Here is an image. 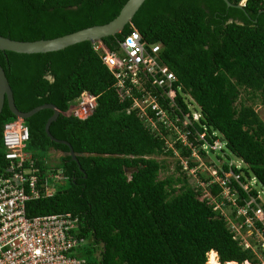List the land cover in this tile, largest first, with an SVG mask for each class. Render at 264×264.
<instances>
[{"label": "trees", "instance_id": "obj_1", "mask_svg": "<svg viewBox=\"0 0 264 264\" xmlns=\"http://www.w3.org/2000/svg\"><path fill=\"white\" fill-rule=\"evenodd\" d=\"M126 1L0 0V35L18 40L57 37L110 21ZM133 27L146 41L161 43V58L196 102L200 116L188 128L205 131L210 142L217 137L224 141L220 151H206L202 139L191 138L201 156L217 153V158L242 160L241 168L233 167L243 173L241 179L255 177L264 187V121L253 105L256 99L264 105V0H246L242 8L225 0H145L122 32L101 41L115 50ZM0 64L19 110L44 103L61 110L50 132L68 141L78 160L71 157L70 146L46 133L52 109L23 119L29 128L25 150L39 166L38 175L47 174L46 159L60 151L56 166L64 176L52 196L28 202V214L78 215L80 234L87 239L80 253L88 262L205 264L214 250L221 263H259L233 238L228 221L213 209L205 188L189 171L198 163L192 149L175 142L180 157L175 155L132 107V98H120L115 77L92 41L44 53L0 49ZM84 90L96 96L93 111L85 118L67 114ZM179 100L186 105L182 95ZM15 119L5 100L0 174L7 163L3 127ZM163 132L168 134L165 128ZM162 154L175 157L178 174L159 176L167 168L155 157ZM197 174L204 182L211 179L206 172ZM209 186L214 194L221 191L217 183Z\"/></svg>", "mask_w": 264, "mask_h": 264}, {"label": "built area", "instance_id": "obj_2", "mask_svg": "<svg viewBox=\"0 0 264 264\" xmlns=\"http://www.w3.org/2000/svg\"><path fill=\"white\" fill-rule=\"evenodd\" d=\"M245 1L241 3L244 5ZM94 47L114 75V88L120 98L131 97L132 107L139 110L140 116L145 117L153 130L165 139L167 136L173 143L190 147L197 161L203 157L191 138L202 139L201 147L206 151L221 150L222 138L210 142L205 131L192 132L188 128L200 113L193 109L175 72L161 58V43L146 41L136 28H132L118 40L117 49L110 50L102 42L94 43ZM134 90L140 94L136 95ZM179 95L186 105L180 102ZM95 105L96 96L84 90L68 113L85 118ZM184 106L189 108L188 112ZM151 111L154 115L150 114ZM164 128L168 134L163 132ZM28 138L29 128L23 119L4 124L7 163L0 174V264H91L77 251L85 242L77 215L70 212L28 214V202L52 196L56 184L64 178L62 170L48 159L45 161L49 163L47 174L38 175L39 166L25 150ZM182 161L187 169L188 160L183 158ZM211 162L212 169H203L197 163L189 171L205 188L204 193L213 201L214 209H220L221 215L229 221L233 238L254 253L258 264H264V203L256 178L241 179L243 173L236 172L233 167L241 168L242 161L216 157V162L213 159ZM205 172L211 176L208 182L197 174ZM216 183L221 187L218 194H214L209 186Z\"/></svg>", "mask_w": 264, "mask_h": 264}, {"label": "water", "instance_id": "obj_3", "mask_svg": "<svg viewBox=\"0 0 264 264\" xmlns=\"http://www.w3.org/2000/svg\"><path fill=\"white\" fill-rule=\"evenodd\" d=\"M145 0H127L119 13L110 21L103 24H95L88 26L74 32H70L64 35H60L53 38H41L36 40H18L7 36L0 35V49L10 50L18 53H40L57 51L66 48L67 46L79 43L82 41H101L102 38L115 35L124 30L126 25L130 24ZM228 6H237L242 8L243 5L233 4L229 0H225ZM5 100H7L8 106L11 112L17 119H25L41 109L49 108L53 110V114L49 117L46 122L45 130L49 137L59 143H64L70 146V155L73 159L78 160L68 141L58 139L54 137L50 132V124L56 120L61 110L52 103H44L32 108L29 111H21L17 108L14 100V94L10 82L6 76L5 70L0 64V113L2 111Z\"/></svg>", "mask_w": 264, "mask_h": 264}, {"label": "rangeland", "instance_id": "obj_4", "mask_svg": "<svg viewBox=\"0 0 264 264\" xmlns=\"http://www.w3.org/2000/svg\"><path fill=\"white\" fill-rule=\"evenodd\" d=\"M246 95V94H244ZM252 100H248L247 103H252ZM73 105V104H72ZM254 108L257 111V113L259 114V116L262 118V120L264 121V105L262 104L260 99H256L253 102ZM193 106V104L191 105ZM76 110V108H74ZM162 136V135H161ZM163 139H165V137H162ZM166 144L171 147V145H173V142L169 140V138L166 136ZM174 154L177 155L178 157H180V153L179 151L174 147ZM198 150L195 149V152L197 153ZM220 153V152H219ZM198 154V153H197ZM60 155V151H53V154L49 157L52 163H56L58 161V156ZM217 153H210V157L214 160H216V156ZM224 155V154H222ZM158 160H160L161 162L165 163L167 165V168H162L159 172V176L161 178H164L167 175L170 174H178L176 171V159L174 156L172 155H156L155 156ZM209 156H205L204 158L200 159L198 161V166L202 167L203 169H212L213 166L212 165V159H210ZM223 159H225V156H223ZM182 162H185V160H183ZM57 185V184H56ZM59 186V185H58ZM257 189L260 192V196L262 198V201L264 203V187H262L260 184H257ZM207 262V261H206ZM206 264V263H205Z\"/></svg>", "mask_w": 264, "mask_h": 264}, {"label": "clouds", "instance_id": "obj_5", "mask_svg": "<svg viewBox=\"0 0 264 264\" xmlns=\"http://www.w3.org/2000/svg\"><path fill=\"white\" fill-rule=\"evenodd\" d=\"M241 3V2H240ZM242 4V3H241ZM243 5V4H242ZM133 28H135V27H133ZM96 42H102V41H96ZM96 42H94V43H96ZM103 43V42H102ZM180 82V81H179ZM181 83V82H180ZM183 85V84H182ZM183 87H184V85H183ZM185 89V96L189 99V101L190 102H192V104H193V106H194V108L193 109H195L196 110V108H198L197 107V105H196V102L194 101V99L189 95V93H188V91L186 90V88H184ZM198 111V110H197ZM199 112V111H198ZM67 114H69V113H67ZM173 145H174V143H173ZM175 146H173L172 148H174ZM221 159H223V158H221ZM50 160V159H49ZM214 160V159H213ZM234 160H237V161H242V160H239V159H234ZM51 161V160H50ZM215 162H216V160H214ZM58 162V161H57ZM56 162V163H57ZM56 163L54 164V166H56ZM56 167H58V166H56ZM59 168V167H58ZM62 170V169H61ZM257 184H258V182H257ZM213 192V191H212ZM214 193V192H213ZM205 196H206V198H207V200H209L210 201V203H211V205L213 206V201L208 197V195H206L205 194ZM213 209H214V206H213ZM215 211H219V213H220V215H221V210L220 209H214ZM78 216V215H77ZM79 217V216H78ZM80 218V217H79ZM228 221V220H227ZM79 223H81V219H80V222ZM79 226H81V225H79ZM228 227H229V221H228ZM80 232H81V228H80ZM83 236V235H82ZM85 238V237H84ZM87 241V239L85 238V242ZM84 242V243H85ZM82 244V245H80V246H78V248H77V251H78V254H79V256L80 257H82L81 256V250L83 249V245H85V244ZM101 245H102V243H100ZM245 249V248H244ZM212 251V250H211ZM210 252V251H209ZM208 252V253H209ZM217 253V252H216ZM83 258V257H82ZM85 259V258H84ZM217 259H218V261H219V263L220 264H226V263H228V262H225V263H221L220 262V260H219V256H218V254H217ZM86 260V259H85ZM207 260H208V255H207ZM87 261V260H86ZM229 262H234V263H236V264H239L238 262H236V261H229ZM246 262H248V263H250V264H256V263H252V262H250L249 260H246L244 263H246ZM91 263V262H90ZM244 263H242V264H244ZM91 264H93V263H91ZM96 264H99V263H96Z\"/></svg>", "mask_w": 264, "mask_h": 264}, {"label": "bare ground", "instance_id": "obj_6", "mask_svg": "<svg viewBox=\"0 0 264 264\" xmlns=\"http://www.w3.org/2000/svg\"><path fill=\"white\" fill-rule=\"evenodd\" d=\"M216 256H217V253L216 251L212 250L208 253V261L206 264H220L217 260H216ZM226 264H236L234 262H231V263H226ZM244 264H250L248 262L244 263Z\"/></svg>", "mask_w": 264, "mask_h": 264}]
</instances>
